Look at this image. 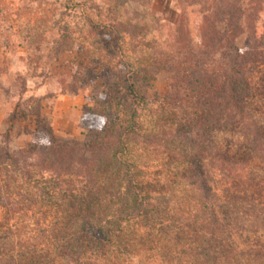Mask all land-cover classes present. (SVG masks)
<instances>
[{"label":"trees","instance_id":"1","mask_svg":"<svg viewBox=\"0 0 264 264\" xmlns=\"http://www.w3.org/2000/svg\"><path fill=\"white\" fill-rule=\"evenodd\" d=\"M251 1H202L195 37L181 31L150 61L112 67L114 117L107 98L94 96L96 124L84 139L59 138L41 120L27 145L0 147V204L20 255L35 264H128L143 237L156 236L166 264H264V127L251 110L256 91L264 95L254 77L264 34ZM163 69L172 74L169 92L149 96ZM223 128L241 130L245 154L216 144ZM160 150L182 164L151 179ZM175 186L187 194L174 202Z\"/></svg>","mask_w":264,"mask_h":264},{"label":"rangeland","instance_id":"2","mask_svg":"<svg viewBox=\"0 0 264 264\" xmlns=\"http://www.w3.org/2000/svg\"><path fill=\"white\" fill-rule=\"evenodd\" d=\"M202 1L212 0H0V70L17 73L0 92L7 110L0 147L18 150L27 145L31 140L19 139L41 120L51 124L59 138L84 139L96 124L90 111L94 96L107 98V117H114L120 93L111 68L148 62L156 50L171 47L182 34L195 37L203 24ZM251 2L255 8L260 6L255 24L260 36L264 34V0ZM236 43L241 48L248 45V32L240 34ZM22 55L26 68L19 63ZM263 75L264 65L254 74L259 84ZM172 80L169 70L159 71L147 94H166ZM41 89H46L44 95ZM256 92L251 110L256 124L264 127V95ZM214 137L222 150L229 149L234 156L247 150L241 130L219 129ZM157 156L162 166L153 164L147 172L151 179L170 176L182 164L168 158L166 150ZM254 156L249 163L259 173L261 163ZM177 187L168 190L174 202L187 194ZM12 224L0 204V264H35L31 255L18 253L19 236L12 235ZM143 239L140 255L130 257L128 264H166L157 237Z\"/></svg>","mask_w":264,"mask_h":264},{"label":"crops","instance_id":"3","mask_svg":"<svg viewBox=\"0 0 264 264\" xmlns=\"http://www.w3.org/2000/svg\"><path fill=\"white\" fill-rule=\"evenodd\" d=\"M19 63L21 66H23V68H26V58L24 55L20 56L19 58ZM20 66V68H21ZM2 67V61L0 60V68ZM17 73H15V71H10L8 72L7 70L1 71L0 70V92L3 90V86H7V85H11L14 77ZM46 93V89H41L40 94L44 95ZM1 96V93H0ZM6 108V103L5 101H3L0 98V130L2 129L3 125H4V121L6 119V115H7V110ZM55 116V113H54ZM31 135L28 133H23L22 137L19 140H23L24 141H28L31 140L30 139ZM20 142V141H19Z\"/></svg>","mask_w":264,"mask_h":264}]
</instances>
